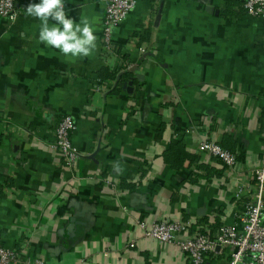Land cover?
<instances>
[{
    "label": "crops",
    "instance_id": "obj_1",
    "mask_svg": "<svg viewBox=\"0 0 264 264\" xmlns=\"http://www.w3.org/2000/svg\"><path fill=\"white\" fill-rule=\"evenodd\" d=\"M135 1L105 49V1L65 0L97 36L75 61L38 42L31 0L0 20V245L22 249L16 264H189L140 221L241 231L247 170L264 161L263 21L244 0ZM62 115L75 123L72 165L51 147Z\"/></svg>",
    "mask_w": 264,
    "mask_h": 264
},
{
    "label": "built area",
    "instance_id": "obj_2",
    "mask_svg": "<svg viewBox=\"0 0 264 264\" xmlns=\"http://www.w3.org/2000/svg\"><path fill=\"white\" fill-rule=\"evenodd\" d=\"M105 11L103 18V32L101 43L109 49L115 29L133 12L135 0H104ZM15 0H0V20H12L15 17ZM246 14L259 17L264 26V0H244L242 3ZM144 53V49H141ZM75 123L70 115L59 117L55 126V138L51 147L58 153L60 159L67 165H72L80 153L71 142V135ZM200 149L219 160L229 169L236 164V155L220 144L202 140ZM252 179V186L247 189L249 198L242 201L237 217L240 221V233L230 225H220L212 234L207 225H193L189 219L157 220L149 225L140 221L146 234L162 242L175 243L185 255L189 264L216 263L222 264H264V161L258 166L247 170ZM243 188V187H242ZM237 192L241 193L245 188ZM148 226V227H146ZM194 226V227H193ZM22 249L5 248L0 245V264H16ZM25 264H43L41 259L26 258Z\"/></svg>",
    "mask_w": 264,
    "mask_h": 264
},
{
    "label": "clouds",
    "instance_id": "obj_3",
    "mask_svg": "<svg viewBox=\"0 0 264 264\" xmlns=\"http://www.w3.org/2000/svg\"><path fill=\"white\" fill-rule=\"evenodd\" d=\"M24 14L39 21L38 42L69 61L89 57L97 47L94 21L84 16L77 22L65 11V0H31Z\"/></svg>",
    "mask_w": 264,
    "mask_h": 264
},
{
    "label": "trees",
    "instance_id": "obj_4",
    "mask_svg": "<svg viewBox=\"0 0 264 264\" xmlns=\"http://www.w3.org/2000/svg\"><path fill=\"white\" fill-rule=\"evenodd\" d=\"M241 7H242V5H241ZM242 9H243V7H242ZM244 11V10H243ZM112 77L114 76L113 74L111 75ZM224 149H225V146L223 145L222 146ZM227 150V149H226ZM230 152H232V151H230ZM233 153V152H232ZM208 226L210 227V232L212 233V232H215V230L218 228V227H216V228H214L212 225H209L208 224Z\"/></svg>",
    "mask_w": 264,
    "mask_h": 264
},
{
    "label": "water",
    "instance_id": "obj_5",
    "mask_svg": "<svg viewBox=\"0 0 264 264\" xmlns=\"http://www.w3.org/2000/svg\"><path fill=\"white\" fill-rule=\"evenodd\" d=\"M128 70H129V71H134V70H136V66H135V67H130ZM137 77H138V75H137ZM138 78H139V77H138Z\"/></svg>",
    "mask_w": 264,
    "mask_h": 264
}]
</instances>
